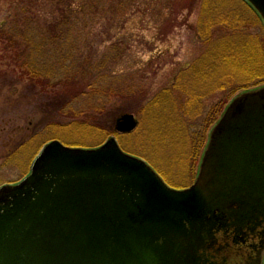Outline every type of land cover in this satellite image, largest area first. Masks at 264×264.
Masks as SVG:
<instances>
[{"label": "water", "instance_id": "water-1", "mask_svg": "<svg viewBox=\"0 0 264 264\" xmlns=\"http://www.w3.org/2000/svg\"><path fill=\"white\" fill-rule=\"evenodd\" d=\"M246 1L264 22V0ZM134 125L123 114L115 130ZM247 236L264 248V87L225 107L188 188H169L113 138L53 140L0 188V264H234Z\"/></svg>", "mask_w": 264, "mask_h": 264}, {"label": "rangeland", "instance_id": "rangeland-1", "mask_svg": "<svg viewBox=\"0 0 264 264\" xmlns=\"http://www.w3.org/2000/svg\"><path fill=\"white\" fill-rule=\"evenodd\" d=\"M2 6L0 19L7 8L4 2ZM103 11L97 10L93 20L90 11L81 13V36L72 39L78 46L76 59L85 57L92 65L112 61L98 84H113L129 98L111 101L101 114L92 110L73 116L70 106L64 108L70 100L75 108H88L96 99L91 94L96 91L84 86L81 77L80 84L65 89L41 87L12 59L0 57V186L24 178L52 140L92 149L113 138L123 152L144 161L168 185L185 188L194 180L210 131L225 107L244 91L264 86L245 80L237 91L228 87L229 82L235 86L238 79L264 72L258 53L263 28L244 0H134L123 8L105 0ZM40 12L38 24L43 26L48 21ZM236 25L244 26L229 27ZM253 37L258 39L254 46ZM262 39L264 43V35ZM241 41H250L255 55L242 53ZM206 42L221 48L211 54L225 63L214 75L187 73L186 68L203 63ZM121 113L131 115L135 125L119 134L115 121Z\"/></svg>", "mask_w": 264, "mask_h": 264}, {"label": "trees", "instance_id": "trees-1", "mask_svg": "<svg viewBox=\"0 0 264 264\" xmlns=\"http://www.w3.org/2000/svg\"><path fill=\"white\" fill-rule=\"evenodd\" d=\"M115 1H117L118 8H123L124 5L130 7L134 0H124V2L123 0ZM2 2L5 3L7 8L5 9L3 18L0 19V57L12 59L14 62L13 65L20 68L29 77L31 82L37 83L41 87L52 85L53 87L61 86L65 89L80 84L83 81L82 84L84 86H92L89 89L96 91L95 93H91L92 95H96V99L88 108H75L76 105H73V100H70L67 105H64V108L70 106V114L79 117L92 112V110L101 114L107 105H113L111 101L129 98L128 95L122 93L112 83H110L112 87L105 86L106 83L103 86L98 84V81H103L102 79H105L104 77L108 75L105 72L107 69L106 66L112 61L106 62L105 60H101L98 63L96 62L95 65H92L85 57H82V60L76 59L78 46L76 41L72 39L77 40V35L81 36L80 23L83 20L81 13L86 14V12L90 11L89 15L93 20L94 15L97 14V10L100 13L104 12L103 3H105V0H0V12L3 8ZM114 7V4L110 5L111 9ZM41 10L46 13L44 21H48L44 22L43 26L38 24V21L41 19ZM249 12L262 26L261 37L263 38L264 25L261 19L250 6ZM224 21L225 19L221 22ZM223 25L227 26L226 21ZM239 26L244 25L229 27L239 30V28H242ZM261 37H258L259 43L255 37L251 39V42L253 46L258 43V47H260V52L258 53L261 54V59H264V43L260 41L262 39ZM251 42L241 41V47L244 51L242 49V51L239 50L242 53L246 51L251 53ZM206 45L209 48H207L200 59L203 63L186 68L187 73H198L202 77L206 76L208 72L214 75L213 72L218 71L223 66L225 60L215 61L216 58H219L218 54H211L219 51L221 48H217V44H214V47L210 48V42H206ZM249 53L245 54L249 55ZM251 55L255 54L251 53ZM223 56L225 59L227 54H223ZM244 60L241 61L244 62ZM210 61L212 64H210ZM260 62L262 64L264 60L263 62L260 60ZM263 73L260 72L261 75L254 76L253 78L246 77L244 80L238 79V85L235 86L232 83L233 81L229 82L228 80V87L232 88L231 90L233 91H237L240 89V86L243 88L242 86L247 84L244 82L245 80L251 81L250 83L254 82L251 86L264 85ZM77 76L81 77V82H78ZM110 76H113V74ZM187 77L189 76L187 75ZM206 84H210V82ZM215 85L213 84V87ZM82 93L84 91H81ZM71 121L74 120L72 119Z\"/></svg>", "mask_w": 264, "mask_h": 264}, {"label": "flooded vegetation", "instance_id": "flooded-vegetation-1", "mask_svg": "<svg viewBox=\"0 0 264 264\" xmlns=\"http://www.w3.org/2000/svg\"><path fill=\"white\" fill-rule=\"evenodd\" d=\"M21 180L22 179L13 183H4L3 185L0 186V188L3 186L16 185ZM194 181L195 179L189 186L185 188L190 187L194 183ZM165 184L171 189H175V190L185 189V188L176 189L168 185L166 182ZM254 238H252L251 236H247L246 238L240 240L242 242L238 240V242L236 243L237 245H233L230 251L228 252L227 255L228 260H231L234 264H264V248H262L258 243V240H260L261 238L258 237H254ZM227 256L224 257V260L226 259Z\"/></svg>", "mask_w": 264, "mask_h": 264}]
</instances>
